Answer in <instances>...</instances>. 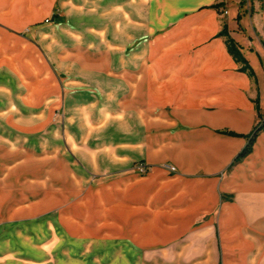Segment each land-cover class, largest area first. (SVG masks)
Segmentation results:
<instances>
[{"label": "crops", "instance_id": "crops-1", "mask_svg": "<svg viewBox=\"0 0 264 264\" xmlns=\"http://www.w3.org/2000/svg\"><path fill=\"white\" fill-rule=\"evenodd\" d=\"M235 1V15L222 22L220 0H118L131 10H116L106 21L116 32L115 45L109 46L105 31L88 32V61L71 57L76 62L68 70L79 74L65 81L54 64L31 69L35 78L22 79L17 60L0 45V70L6 77L15 72L22 87L5 112V129L23 141L51 129L72 141L88 138L84 147L68 144L88 176L80 195L76 184L86 177L70 161L62 164L60 143L54 144L51 166L36 161L44 170L33 179L25 155L31 144H5L0 264L60 260L13 249L11 231L26 238L22 230L44 222L45 193L38 190L45 183L68 189L63 200L60 192L52 194V222L60 230L63 225L65 234L76 232L81 199L101 216L102 229L115 224L113 264H264V132L235 160L257 122V109L264 111V0H247L252 14L238 11L241 0ZM12 2L0 1V32L8 34L0 38L10 39L7 31L16 30ZM27 15L19 16L24 28L46 17L39 6ZM125 38L132 40L128 50ZM227 39L246 60V70L228 52ZM114 47L115 53L109 49ZM7 83L1 86L9 88ZM5 91V102L12 103L10 89ZM60 112L69 127L60 131L53 123L47 129V120L62 118ZM98 133L107 138L97 139ZM33 146L43 157L44 144ZM29 182L37 184L32 192ZM108 257L102 264H110Z\"/></svg>", "mask_w": 264, "mask_h": 264}, {"label": "rangeland", "instance_id": "rangeland-1", "mask_svg": "<svg viewBox=\"0 0 264 264\" xmlns=\"http://www.w3.org/2000/svg\"><path fill=\"white\" fill-rule=\"evenodd\" d=\"M117 2L118 0H13L12 17L16 30L7 31L10 34V39L6 37L0 38L1 48L5 49V53L12 54L13 59L17 60V64L23 73L22 79L35 78L34 76L36 75H34L33 72L34 70H38L42 64L46 69H51L53 64L58 66L60 71L56 72L59 74L58 78L61 81L74 78V76L79 73L78 71L68 70L69 66L76 62L71 57H76V55H78V57H81V60L85 62L88 61V32H92L93 36H100V34L105 31L109 37V46L112 45L111 43L115 45L117 41L116 32L111 31V24L108 26L106 21L108 18H115L116 10L119 11L124 9L126 12L131 10L130 6L126 5L120 7ZM235 3V0H220L219 4L221 6L219 7L218 14L222 22H225L228 16L231 19L233 15H235L233 12ZM38 6L45 10L44 16L46 17L44 22L37 25H29L28 28H24L21 19H19L21 12L23 15L26 13L29 14L27 16H32L31 14L36 11ZM238 9V11L243 14L254 13L252 5L248 3L247 0H241ZM54 15H59L61 18L55 20ZM237 29L242 30V26L239 23H237ZM221 32L223 35L224 32H227V28H222ZM0 34L2 36L8 35L1 32ZM96 40L97 39L94 37L95 42ZM97 41L99 42V39ZM120 41L122 42V39H120ZM124 42L126 50L130 49L132 40L125 38ZM94 46H96V44ZM96 47L98 49L100 48L98 44ZM109 49H113L114 53L116 51L115 47ZM20 58H24L26 61L22 62ZM7 74H9L7 75L9 77H6L4 70H0V161H3L6 153H9V150L6 151L9 146H5V144H19L20 142L28 143V145L31 144V146H29L31 151L25 155L30 163L28 169L30 171L29 177L33 179L36 178L35 175L38 174H36L37 171L42 172L44 169H47L48 166L52 165L51 161L55 160L53 159V149L56 148L55 143H60L61 151L59 154H61L62 164L70 161L72 164L76 165L78 174L82 176L81 178L86 177V181L77 182L76 184L77 188H79L77 191L78 195H80L82 190H85V188L86 190L88 189V176H85L84 169L80 167V160L79 157L76 156V150H68V144L76 143L84 147L86 141L88 142V138L82 136L80 141H72L67 135L65 136L61 128L69 127L70 123L69 119L63 118L62 112L59 114L62 118L56 116L57 118L51 120V122L49 120L46 122L47 129L50 127L52 128L51 124L57 123L61 134L52 135L51 129L26 141L16 138L13 133L5 129L4 119L5 112L16 104L15 102L18 100L17 96L22 92V87L19 86L21 78L16 79V74L12 71H8ZM8 80L11 82L10 84L7 83L9 84V88L1 86V84L9 82ZM32 81H35V79ZM6 89H10L12 103L5 102ZM96 137L99 140L101 138H107L105 134L101 133H98ZM43 144L45 151L42 157L41 151L36 155V152L34 153L32 149L34 147L33 145H38L40 148ZM65 148L67 150H65ZM42 159L45 160L44 169L40 166V163H38L36 167V161L40 162ZM3 167V164L0 163V170H4ZM14 185L20 187L24 185V183H14ZM28 186L30 192H32L33 189L37 187V184L29 182ZM66 186H68V184ZM38 188L41 187L38 186ZM56 190L57 188L55 189L52 183H45L44 188L38 190L45 193L44 201L48 210V212L46 211L47 215H45L43 219L44 222L42 221L43 223L30 224L28 228L21 231L23 236H27L26 238H17V232H15V230L11 231L13 232V249H16L19 254H21L20 247H22L25 253L28 249L29 253L33 254L42 251L46 256H52L54 254L60 255V260L53 264H102L108 261L106 259L107 256H109V263L113 264V262H115V257L112 256L116 251L115 224L110 225L111 230L102 229V225L100 224L101 216L95 213L96 210L91 211L88 207V203L81 199L80 201L78 200L76 232L73 235L68 234V232L65 234L63 232V225L61 226L62 230H60L59 227L52 222V210L57 202L56 199H53L52 194L56 195L60 192L62 196L60 200H63V196L65 197L69 193L68 189L65 188L63 184H61L60 191ZM34 191L36 193V190ZM0 245H4V238L2 237L0 238ZM2 248L3 247H1V249ZM103 256L105 259H103Z\"/></svg>", "mask_w": 264, "mask_h": 264}, {"label": "trees", "instance_id": "trees-1", "mask_svg": "<svg viewBox=\"0 0 264 264\" xmlns=\"http://www.w3.org/2000/svg\"><path fill=\"white\" fill-rule=\"evenodd\" d=\"M220 34H222V32H220ZM227 49L228 52L236 59V61L238 62H242L243 66L241 67V70H246L248 68L246 60L240 55L239 51L236 49L235 45L233 44L231 39H227ZM257 122L251 132L250 135H248V141L246 143V145L244 146V148L238 153V155L236 156L235 160H238L242 157H244L246 154H248L251 151V146L254 140L255 135L259 132V131H263L264 132V111L261 112L259 110V108L257 109ZM228 134L234 135V133L232 132H227Z\"/></svg>", "mask_w": 264, "mask_h": 264}, {"label": "built area", "instance_id": "built-area-1", "mask_svg": "<svg viewBox=\"0 0 264 264\" xmlns=\"http://www.w3.org/2000/svg\"><path fill=\"white\" fill-rule=\"evenodd\" d=\"M169 169H170L171 171H174L175 168L171 166V167H169ZM139 170H140V171H143V170H144V167H143V166H140Z\"/></svg>", "mask_w": 264, "mask_h": 264}]
</instances>
